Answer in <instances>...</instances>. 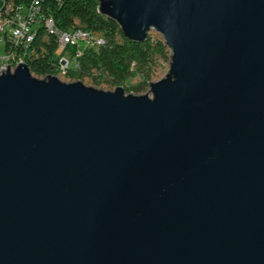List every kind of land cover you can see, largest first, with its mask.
Returning <instances> with one entry per match:
<instances>
[{
  "label": "water",
  "instance_id": "95a60500",
  "mask_svg": "<svg viewBox=\"0 0 264 264\" xmlns=\"http://www.w3.org/2000/svg\"><path fill=\"white\" fill-rule=\"evenodd\" d=\"M170 48L151 95L0 71V264H264V0H99Z\"/></svg>",
  "mask_w": 264,
  "mask_h": 264
},
{
  "label": "trees",
  "instance_id": "16d2710c",
  "mask_svg": "<svg viewBox=\"0 0 264 264\" xmlns=\"http://www.w3.org/2000/svg\"><path fill=\"white\" fill-rule=\"evenodd\" d=\"M43 6L61 28L80 25L98 31L106 38V44L99 49L84 51L79 68H70L66 73L69 76L83 78L91 74L93 67H102L116 83H123L138 73L143 74L147 81L156 54L169 58L167 45L162 38L149 35L144 41L131 40L115 19L99 11V0H44ZM57 49L54 36L45 37L44 29H40L34 57L27 59L32 71L41 75L57 73Z\"/></svg>",
  "mask_w": 264,
  "mask_h": 264
},
{
  "label": "built area",
  "instance_id": "2783aa9c",
  "mask_svg": "<svg viewBox=\"0 0 264 264\" xmlns=\"http://www.w3.org/2000/svg\"><path fill=\"white\" fill-rule=\"evenodd\" d=\"M61 2V0H57ZM9 2H16V10H9ZM44 0H0V71L13 69L19 57L33 59L36 40H31L33 27H44L45 37L54 36L58 43L57 70L66 74L79 68L80 57L87 49H99L106 44L105 36L92 29L73 25L61 28L54 16L43 6Z\"/></svg>",
  "mask_w": 264,
  "mask_h": 264
},
{
  "label": "rangeland",
  "instance_id": "374dc122",
  "mask_svg": "<svg viewBox=\"0 0 264 264\" xmlns=\"http://www.w3.org/2000/svg\"><path fill=\"white\" fill-rule=\"evenodd\" d=\"M153 38H162V34L157 31L156 29L152 28L149 33ZM120 39H122L120 37ZM0 49H1V44H0ZM168 49V54L169 58H164L159 54H156L155 60L151 64V75L149 80H145V77L143 74L138 73L135 76L125 80L123 83H116L113 81L112 77L110 74L104 70L102 67H93L91 70V74L86 75L85 77L82 78V80L89 85H93L99 88L103 89H115L118 84H123L126 88V91L128 92H134V93H151V82L158 80L162 77H164L170 67V53L171 50L167 46ZM0 50V55H2ZM33 72V71H32ZM34 75L38 77H44L45 75L37 74L33 72ZM61 79L66 80V81H73L78 79L79 77H72L67 74H63L60 72L56 73Z\"/></svg>",
  "mask_w": 264,
  "mask_h": 264
},
{
  "label": "bare ground",
  "instance_id": "6f19581e",
  "mask_svg": "<svg viewBox=\"0 0 264 264\" xmlns=\"http://www.w3.org/2000/svg\"><path fill=\"white\" fill-rule=\"evenodd\" d=\"M9 10H16V2H9ZM40 29H44V27H33L32 28V31H31V40H36L37 32H39ZM27 59H28V57H19V59L15 61V65L13 66V69L20 62H27Z\"/></svg>",
  "mask_w": 264,
  "mask_h": 264
}]
</instances>
